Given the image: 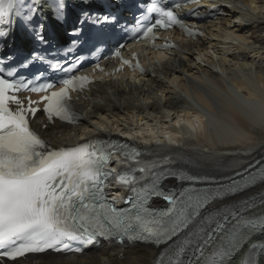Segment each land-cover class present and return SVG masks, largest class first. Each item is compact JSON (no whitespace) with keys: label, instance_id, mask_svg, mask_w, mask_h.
Returning a JSON list of instances; mask_svg holds the SVG:
<instances>
[{"label":"snow or ice","instance_id":"1","mask_svg":"<svg viewBox=\"0 0 264 264\" xmlns=\"http://www.w3.org/2000/svg\"><path fill=\"white\" fill-rule=\"evenodd\" d=\"M217 16L236 17L237 26L264 21V0H0V264H81L101 241L117 246V260L144 248L154 250L149 264H264V61L240 73L217 67L207 29L187 22ZM174 29L190 42L158 34ZM226 39L249 49L264 45ZM200 43L208 52L193 55ZM89 57L91 73L82 71ZM103 60L118 67L107 72ZM192 60L213 76L192 81L184 71L205 96L186 113L179 108L190 94L176 88L166 95L157 84ZM125 68L156 78L143 82L152 99L129 102L177 108L167 112L163 133L157 125L113 137L107 117L83 126L87 114L78 103L104 105L103 98L93 100V86ZM240 80L245 87L237 86ZM141 83L133 75L132 85ZM73 126L78 131L65 136ZM185 134L209 147L237 146L228 159L239 162L208 172L194 156L142 147L179 149ZM71 136L78 141L68 142ZM110 182L112 191L127 193L126 206L109 195Z\"/></svg>","mask_w":264,"mask_h":264},{"label":"bare ground","instance_id":"2","mask_svg":"<svg viewBox=\"0 0 264 264\" xmlns=\"http://www.w3.org/2000/svg\"><path fill=\"white\" fill-rule=\"evenodd\" d=\"M233 19H236V17H233L232 19L225 17L221 22H218V24L211 30L207 42L213 50L217 49L219 53H221V50L222 52L232 53L231 58L223 57L222 60L220 59L221 61L219 65L222 69L227 67L240 73L245 70L247 65H260L261 62L264 61V45L259 49H249L228 44L225 42L226 37L233 35L251 40L254 44H260L261 41L264 40V21L252 20L246 25L237 26L233 24ZM198 47H202L203 50L208 49L203 43H200ZM195 50L190 49V51L193 52V55H195ZM241 59H244V61H241ZM225 61H228L229 63L225 64ZM232 61H235V63H232ZM185 70L191 73L192 81H195L197 78H199L200 81H204L205 75L208 77L213 76L212 69H203L192 60L190 65L178 64L173 72H166L167 80L161 81L160 84H157V90L164 91L165 88H167L168 91L166 92V95L171 96L177 94L175 92L176 88H179L181 93L187 91L190 96L188 99H184L183 104H181L179 108L180 111L187 113L194 112L197 100H202L205 96L203 87H198L196 83L190 82L189 78L183 75ZM173 77H176L179 82H174L172 84L168 83L169 81H173ZM148 81L156 83V78L149 77ZM246 83V81L240 80L237 82V86L245 87ZM98 87H100V89L96 91V93L103 95L102 98L105 99L104 105L106 107H103L104 105H95L97 108H93L91 112L88 111L89 114H87L86 118L90 120H99L101 117H107L108 120L112 121V124L109 127H114L118 132L129 133L134 136L135 133L140 132L141 130L146 132L150 130L154 131L157 125H159L160 131L163 133L167 130L164 125L170 123V121L165 118L167 112L176 113L178 111L177 108L174 107H168L167 111H165L163 108L156 110L153 106H144L139 103L129 102L137 96L142 100L152 99L155 93L154 91H150L147 84L144 83L142 85H132V83L126 84L124 82L110 81L103 83ZM106 89H112L113 92L111 94H106ZM101 95L95 94L93 98H97ZM116 101L119 102L117 103ZM101 108L103 110H101ZM183 108L192 111H186V109ZM141 120H144L147 123L141 124ZM145 136L148 137L147 135ZM182 140L183 143L179 149L175 146L168 145L160 147H168L173 152L179 151L198 158L205 165L204 170L208 172L215 171L213 167L214 165L227 166L228 164L239 162L228 159L229 154L238 150L237 146L231 144H216L214 147H209V145L197 135L189 137L185 134ZM201 145H203V147H201ZM151 146L157 145L153 144ZM245 147L246 145L242 142L239 150H243ZM204 149H208V151H204ZM117 252V246L113 245L105 247L93 254L83 255L79 259L81 264H88V261L90 260H92L94 264H99L100 258H106L112 261V264H128V261L133 259H140L143 261V264H149L154 250L141 248L138 252L128 256L124 260L115 259L114 254Z\"/></svg>","mask_w":264,"mask_h":264}]
</instances>
